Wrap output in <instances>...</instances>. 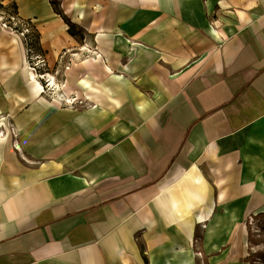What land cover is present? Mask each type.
Instances as JSON below:
<instances>
[{
    "label": "crops",
    "instance_id": "crops-1",
    "mask_svg": "<svg viewBox=\"0 0 264 264\" xmlns=\"http://www.w3.org/2000/svg\"><path fill=\"white\" fill-rule=\"evenodd\" d=\"M13 1L62 80L0 124V264H249L264 0H87L62 7L78 36L51 0Z\"/></svg>",
    "mask_w": 264,
    "mask_h": 264
},
{
    "label": "rangeland",
    "instance_id": "rangeland-1",
    "mask_svg": "<svg viewBox=\"0 0 264 264\" xmlns=\"http://www.w3.org/2000/svg\"><path fill=\"white\" fill-rule=\"evenodd\" d=\"M52 1L55 2L62 11L63 8H76L75 13H77L79 17L81 16V18H83L84 10L89 9V5H86L87 0ZM92 9L97 11L99 6H92ZM69 14L72 13L70 12ZM64 15L66 16L65 13ZM13 18H17L18 21ZM67 19L72 23L69 17H67ZM25 27H29L30 32L26 34V36H23L21 33ZM78 28L79 26L75 25L74 30L80 33ZM40 39L39 31L36 27L30 21L20 19L17 5L13 0H0V124H2L1 121L6 112L10 111V113H13L14 116L9 117V122L11 126H14L17 124V117H15V115H18L21 111L26 109L30 110L35 108L34 87L30 82V76L25 64L33 69V72L36 73V78L44 85L45 92L42 93V95L46 100L45 107H53L52 101L57 94V89H55V86L50 85L52 82L50 80L55 81L57 76H59L58 79L60 80H62V78L61 74H58L56 67L53 68L49 66ZM65 57L66 55L64 58ZM40 76H44L43 79L40 78ZM60 85L63 86L62 84ZM61 94L71 95V92L65 87V89L61 91ZM76 98V96L74 98L66 96L64 101H62V106L74 107L78 105V101L75 103L67 102V100L75 101ZM17 139L18 134L14 133V142L17 141ZM259 217L264 219V215H260ZM249 253L264 257L263 227L258 238L251 236L249 240Z\"/></svg>",
    "mask_w": 264,
    "mask_h": 264
},
{
    "label": "bare ground",
    "instance_id": "bare-ground-1",
    "mask_svg": "<svg viewBox=\"0 0 264 264\" xmlns=\"http://www.w3.org/2000/svg\"><path fill=\"white\" fill-rule=\"evenodd\" d=\"M99 57H100V54L98 55ZM25 67H26V69L28 70V74H29V79H30V82L32 83V85H33V87H34V95H36V94H41V93H44L45 92V88H44V85H43V83L41 82V81H39L37 78H36V73L35 72H33V69H31V68H29L28 66H27V64H25ZM44 76H40V78H43ZM50 81H52L51 83H50V85H52V86H55V83H54V81L53 80H50ZM64 98H61V100H63ZM76 101H78V100H76L75 99V101H73V100H67V102H70V103H75ZM2 123H4V124H6L8 127L10 126V122H9V116H5L4 118H3V121H2ZM1 134V133H0ZM3 135V134H2ZM7 141L9 142V143H11V144H13V145H17L18 143V141H15L14 142V133L9 129V132H8V134H7ZM19 148V147H18Z\"/></svg>",
    "mask_w": 264,
    "mask_h": 264
},
{
    "label": "built area",
    "instance_id": "built-area-1",
    "mask_svg": "<svg viewBox=\"0 0 264 264\" xmlns=\"http://www.w3.org/2000/svg\"><path fill=\"white\" fill-rule=\"evenodd\" d=\"M15 19L16 21H18L17 18H13ZM30 32V29L29 27H25L21 33V35L23 36H26V34H28ZM40 70V68H39ZM264 219L260 218V217H255V216H251L248 220V224L250 226V230H251V233H253V235L255 236H260V232L262 231V227L264 228V222H263ZM198 254H201V253H198ZM203 264V263H202Z\"/></svg>",
    "mask_w": 264,
    "mask_h": 264
},
{
    "label": "trees",
    "instance_id": "trees-1",
    "mask_svg": "<svg viewBox=\"0 0 264 264\" xmlns=\"http://www.w3.org/2000/svg\"><path fill=\"white\" fill-rule=\"evenodd\" d=\"M51 3H52V5H53L55 11H56L59 15H61V16L65 19V21L69 24V33H70L71 35H73V36H78L79 33H77V32L74 30L75 25L69 22V20L67 19V17L64 15L62 9H61L58 5H56L55 2H53L52 0H51ZM82 37H83V36H82ZM80 38H81V37H80ZM262 215H264V214H262ZM255 257H257L256 254H250V255L247 257V261L249 262V264H254V261H255L254 258H255Z\"/></svg>",
    "mask_w": 264,
    "mask_h": 264
}]
</instances>
